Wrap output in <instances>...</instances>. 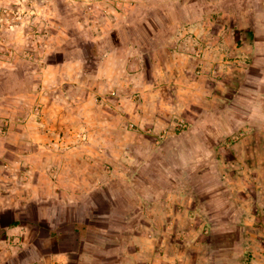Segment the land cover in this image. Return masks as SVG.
Masks as SVG:
<instances>
[{
  "label": "rangeland",
  "instance_id": "rangeland-1",
  "mask_svg": "<svg viewBox=\"0 0 264 264\" xmlns=\"http://www.w3.org/2000/svg\"><path fill=\"white\" fill-rule=\"evenodd\" d=\"M263 4L0 0V205L57 182L21 209L82 264H264Z\"/></svg>",
  "mask_w": 264,
  "mask_h": 264
},
{
  "label": "crops",
  "instance_id": "crops-1",
  "mask_svg": "<svg viewBox=\"0 0 264 264\" xmlns=\"http://www.w3.org/2000/svg\"><path fill=\"white\" fill-rule=\"evenodd\" d=\"M264 7V4L262 5V8ZM262 24L261 22L255 21V26L258 30V27H260ZM236 29L231 31L230 35L236 39L240 38L241 32L237 30L238 25L235 24ZM254 31H252V34L249 32L250 35H254ZM215 39L217 38V41L220 40V37L215 36ZM247 42V40L245 39ZM195 55V54H194ZM201 55H199L200 57ZM119 57L118 52H112L107 55V57L102 62V65L99 69L98 74L103 73L104 66L106 64L113 63L112 65L116 64L115 59ZM177 57V56H176ZM194 59H196L194 56H191ZM236 59L235 62L238 60V56H234ZM205 64L204 62H201ZM97 74V76H98ZM171 103V101H170ZM141 107V106H139ZM44 122H47V120H44ZM39 183H27L25 185V188L27 190V194L25 196L20 195L19 199L17 197L15 198H9L4 200V205H0V253L1 248L3 251L6 252L8 255V260L4 264H82L79 262V260L85 259V249L82 245L81 250H73L70 248H61L58 250H49V247L46 246V242H50V237L46 238L41 236V230H42V224L46 220L48 216H44L41 213L33 214L34 212L27 211L25 212L21 208V201L22 199H25L26 201H35L40 202L42 201H53L56 202L57 199H59V191H58V184L57 182H49L48 180L40 179ZM22 185V182L21 184ZM15 186V185H14ZM29 187H34V190L36 193H34L32 190L29 189ZM18 187H16L17 189ZM21 199V200H20ZM1 200V199H0ZM1 204V203H0ZM23 204V203H21ZM9 212V219L7 223H3V215ZM26 215L29 218H36L37 221L35 222H29L25 221L23 218V215ZM56 223L53 221L52 223L48 224L52 230H55ZM137 237V236H136ZM134 238V240L136 239ZM52 238V237H51ZM86 243V242H85ZM137 250V249H136ZM2 251V253H3ZM112 250L107 248L108 253L106 255H109ZM98 254L97 260H100L103 256L102 253ZM74 255H77V260H73ZM100 257V259H99ZM108 257V256H107ZM103 260V259H102ZM123 260H125L123 258ZM104 261H107L104 259ZM123 262V261H122ZM122 262H117L114 264H122ZM3 264V263H2ZM93 264V261L91 262ZM105 264V262H104ZM124 264V263H123Z\"/></svg>",
  "mask_w": 264,
  "mask_h": 264
}]
</instances>
